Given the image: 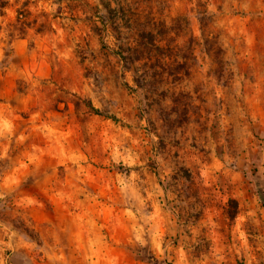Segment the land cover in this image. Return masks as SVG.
<instances>
[{
  "label": "clouds",
  "instance_id": "clouds-1",
  "mask_svg": "<svg viewBox=\"0 0 264 264\" xmlns=\"http://www.w3.org/2000/svg\"><path fill=\"white\" fill-rule=\"evenodd\" d=\"M0 264H264V0H0Z\"/></svg>",
  "mask_w": 264,
  "mask_h": 264
}]
</instances>
